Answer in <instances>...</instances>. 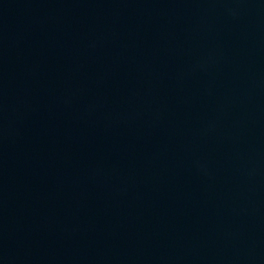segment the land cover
Here are the masks:
<instances>
[{
    "label": "water",
    "instance_id": "water-1",
    "mask_svg": "<svg viewBox=\"0 0 264 264\" xmlns=\"http://www.w3.org/2000/svg\"><path fill=\"white\" fill-rule=\"evenodd\" d=\"M0 264H264V0H0Z\"/></svg>",
    "mask_w": 264,
    "mask_h": 264
}]
</instances>
